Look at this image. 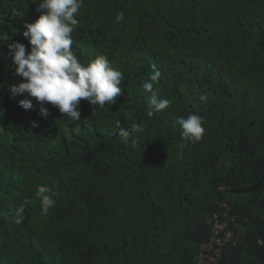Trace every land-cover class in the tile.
<instances>
[{"label": "trees", "instance_id": "trees-1", "mask_svg": "<svg viewBox=\"0 0 264 264\" xmlns=\"http://www.w3.org/2000/svg\"><path fill=\"white\" fill-rule=\"evenodd\" d=\"M37 6L0 0L11 38L0 44V264H194L221 201L239 264H264V0H83L73 50L82 63L106 56L124 78L116 104L81 100L75 123L50 104L42 118L34 99L25 110L10 90L22 78L8 44L30 51ZM153 64L170 103L149 117ZM189 114L204 120L195 143L175 124ZM132 123L143 130L122 138ZM39 185L57 193L46 216Z\"/></svg>", "mask_w": 264, "mask_h": 264}, {"label": "clouds", "instance_id": "clouds-1", "mask_svg": "<svg viewBox=\"0 0 264 264\" xmlns=\"http://www.w3.org/2000/svg\"><path fill=\"white\" fill-rule=\"evenodd\" d=\"M83 0H38L39 16L33 23H25L24 37L29 39L30 51L21 42L8 44L14 74L22 78L18 86H12L13 95L26 94L19 101L25 110L33 109V99L38 106V114L47 119L50 115L48 104L58 108L62 116L72 123L80 121L79 104L86 100L91 106L104 108L116 104V98L122 92L123 73L116 69L104 55L82 63L73 50V32L79 26L77 16ZM124 13L116 15V22L123 20ZM11 38L0 31V44ZM152 74L142 83L144 91L151 93L148 98V116L163 112L170 101L161 99L153 90L161 73L152 65ZM202 101L206 96H201ZM180 128L182 139L195 143L205 133L204 120L196 114L175 119ZM33 126H38L33 121ZM142 125L132 123L128 128L120 127L119 135L128 138L131 133H139ZM184 144L178 146V156H183ZM36 198L40 202L41 214L48 215L56 206L57 193L46 185L37 186ZM29 200H23L15 207V222L23 223Z\"/></svg>", "mask_w": 264, "mask_h": 264}, {"label": "built area", "instance_id": "built-area-1", "mask_svg": "<svg viewBox=\"0 0 264 264\" xmlns=\"http://www.w3.org/2000/svg\"><path fill=\"white\" fill-rule=\"evenodd\" d=\"M219 190L225 192L229 190V187L222 184L219 185ZM219 207L220 211L209 216L210 236L200 245L194 264H218L227 247H237L235 231L229 226V219L234 218L231 214L232 206L226 201H221ZM259 242L262 241L259 240Z\"/></svg>", "mask_w": 264, "mask_h": 264}, {"label": "crops", "instance_id": "crops-1", "mask_svg": "<svg viewBox=\"0 0 264 264\" xmlns=\"http://www.w3.org/2000/svg\"><path fill=\"white\" fill-rule=\"evenodd\" d=\"M240 251L237 247H227L224 250V256L221 259V263L218 264H239Z\"/></svg>", "mask_w": 264, "mask_h": 264}]
</instances>
